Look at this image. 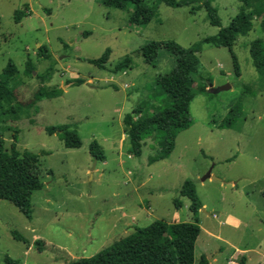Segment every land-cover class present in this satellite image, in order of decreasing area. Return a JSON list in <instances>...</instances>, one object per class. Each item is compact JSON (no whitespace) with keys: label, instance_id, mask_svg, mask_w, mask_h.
Masks as SVG:
<instances>
[{"label":"rangeland","instance_id":"rangeland-1","mask_svg":"<svg viewBox=\"0 0 264 264\" xmlns=\"http://www.w3.org/2000/svg\"><path fill=\"white\" fill-rule=\"evenodd\" d=\"M25 3L31 14L18 22L15 11ZM144 3L156 6L157 13L137 25L130 22L131 2L119 9L99 0H0V76L10 61L18 69L9 81L14 99L0 105V156L14 145L38 155L44 182L33 194L31 219L11 201L0 200V264H10L6 257L15 264L91 257L123 237L129 224L120 229L118 219L135 223L128 229L157 219L197 222L202 231L195 264L202 254L209 264H230L231 256L239 264L243 253L237 249L245 250L247 264H264V73L250 53L252 41L264 39V14H253V28L234 43L237 74L230 49L205 39L253 7L243 0H212L222 21L216 26L207 18L204 0L176 7L164 0ZM152 40L200 47L192 124L178 133L170 155L157 161L152 158L163 151L161 139L147 138L142 155L134 156L125 122L139 106L148 112L177 111L156 82L174 68L177 57L161 48L155 62L147 63L140 48ZM41 45L49 57L40 53ZM107 49L104 66L87 60ZM127 56L129 68L115 71ZM76 79L85 82L73 84ZM225 84L231 87L214 91ZM50 91L55 95L47 97ZM230 116L231 125L220 126ZM61 124L78 132L81 147L68 148L59 133L46 130ZM93 141L102 146L105 161L91 154ZM210 169L215 178L202 180ZM187 179L205 204L198 214L179 193ZM147 208L151 217L144 220ZM13 231L28 242L14 238Z\"/></svg>","mask_w":264,"mask_h":264},{"label":"trees","instance_id":"trees-1","mask_svg":"<svg viewBox=\"0 0 264 264\" xmlns=\"http://www.w3.org/2000/svg\"><path fill=\"white\" fill-rule=\"evenodd\" d=\"M99 1L106 6L119 9L126 8L129 2L133 3L134 10L130 16V22L137 25L149 23L157 13V7L147 6L144 0ZM164 1L174 7L189 5L191 2V0ZM243 1L247 6L253 7L254 10H240L227 27L220 28L218 35L205 39L206 42L224 45L230 49L237 74L241 72L237 55L233 50L234 43L238 36L246 34L253 28V14L259 12L264 14V0ZM203 6L207 10V18L210 23L221 26V17L212 0H204ZM23 7L25 9H17L15 11V19L18 22L21 21L23 16L31 14L28 4ZM262 28L264 30V19ZM85 34H88V32ZM161 48L168 49L177 57L174 68L168 73L158 75L156 78L157 84L168 94L171 103L177 108L176 112L173 111L176 114L172 115L168 108L163 111L148 112V110L139 106L134 112L127 114L125 117V122L128 125L129 150L134 156L139 157L142 155L143 146L147 138L156 135L161 139L163 151L154 156L152 161L164 159L170 155L175 148L178 133L191 126L190 105L197 95L194 73L200 65V59L197 54L200 50L198 45L185 47L175 40H152L143 45L140 51L145 61L153 64ZM39 50L40 53L49 57L47 47L41 45ZM110 51V49H107L101 57L88 58L87 60L104 66L110 58ZM250 53L257 70L264 73L263 38H256L252 41ZM131 61L130 56L125 57L116 64L115 71L129 68ZM28 70L30 72L32 69L28 68ZM17 71V66L10 61L0 76V105L4 102L11 104L13 101L14 91L9 81L15 76ZM84 82L83 79H76L73 84L80 85ZM51 92L47 93V97L55 95L51 94ZM43 94L42 91H39L38 98ZM136 114H138L137 118ZM226 119L220 126L231 125V116L230 119ZM46 130L50 134L59 133L68 148H79L82 146V140L78 132L72 130L69 125H50L46 126ZM90 152L97 160L105 161V152L97 141L92 142ZM38 164V155L29 151L21 152L16 145L13 146L10 153L0 156V200L11 201L30 219L33 212V194L44 187V182L41 180L37 170ZM179 193L191 200L190 209L194 214H198L203 207V203L198 195L195 182L192 179H187L181 185ZM175 202L177 207L181 206V202L178 199ZM201 231L202 228L197 222H167L157 219L147 226H136L133 232L121 237L91 257L83 256L61 264H195L196 243ZM13 236L17 240L28 242L18 231H13ZM38 243L42 244V241L38 240ZM6 260L10 264H15V261L9 257H6ZM246 261L247 257L243 256L239 264H246ZM198 264H209L205 254L201 255Z\"/></svg>","mask_w":264,"mask_h":264},{"label":"crops","instance_id":"crops-1","mask_svg":"<svg viewBox=\"0 0 264 264\" xmlns=\"http://www.w3.org/2000/svg\"><path fill=\"white\" fill-rule=\"evenodd\" d=\"M25 4H28V3H25ZM24 4V5H25ZM29 5V4H28ZM29 9L31 10V8H30V5H29ZM29 16V15H28ZM90 80H92V78H90V79H88L87 81L89 82ZM91 84V83H90ZM91 87H95L94 85H91ZM203 206H205V204L203 203ZM147 211V212H146ZM146 211H145V218H144V220H147L148 218H150L151 217V213L148 211V208L146 209ZM125 214V213H124ZM126 215V214H125ZM132 217H137L136 215H133ZM133 219V218H132ZM116 220V219H115ZM118 222V224H119V227H120V229H122L124 226H126V224H129L128 225V228L130 227V225H132L133 226V224H135V223H128V222H126V221H123L122 219H118L117 221H116V223ZM115 223V224H116ZM127 228V229H128ZM121 230V235L122 236H126V235H128V234H130L131 233V230H133L134 229V227H132V228H130V229H128V230ZM120 235V236H121ZM236 251H238V252H240V253H243V255H241L240 257L242 258L243 256H246L245 255V250H236ZM233 261H232V260ZM236 260H238V259H234V257L233 256H231L230 257V259L228 260V262L230 263V264H237V262H236ZM247 264V263H246Z\"/></svg>","mask_w":264,"mask_h":264},{"label":"water","instance_id":"water-1","mask_svg":"<svg viewBox=\"0 0 264 264\" xmlns=\"http://www.w3.org/2000/svg\"><path fill=\"white\" fill-rule=\"evenodd\" d=\"M231 87L230 84H225L224 86L220 87L219 89H215L214 91L223 90V89H229ZM210 177L215 178V176L212 175V170L210 169L203 177L202 180H206Z\"/></svg>","mask_w":264,"mask_h":264}]
</instances>
